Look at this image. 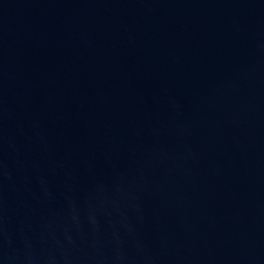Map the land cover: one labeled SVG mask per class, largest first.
Instances as JSON below:
<instances>
[{"label":"water","instance_id":"1","mask_svg":"<svg viewBox=\"0 0 264 264\" xmlns=\"http://www.w3.org/2000/svg\"><path fill=\"white\" fill-rule=\"evenodd\" d=\"M0 264H264V0H0Z\"/></svg>","mask_w":264,"mask_h":264}]
</instances>
